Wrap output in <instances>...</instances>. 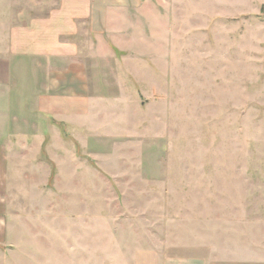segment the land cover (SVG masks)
I'll return each mask as SVG.
<instances>
[{
    "label": "rangeland",
    "instance_id": "rangeland-1",
    "mask_svg": "<svg viewBox=\"0 0 264 264\" xmlns=\"http://www.w3.org/2000/svg\"><path fill=\"white\" fill-rule=\"evenodd\" d=\"M59 1L0 0V264L264 258V0H141L66 54Z\"/></svg>",
    "mask_w": 264,
    "mask_h": 264
},
{
    "label": "crops",
    "instance_id": "crops-1",
    "mask_svg": "<svg viewBox=\"0 0 264 264\" xmlns=\"http://www.w3.org/2000/svg\"><path fill=\"white\" fill-rule=\"evenodd\" d=\"M141 0H60L59 3L50 4L54 6L49 12L58 13L62 19L61 26L54 25L56 22L47 21L45 31L51 36L63 37L65 42L58 48V54H66L72 51L70 45L83 36L87 42L93 37H102L108 25L110 12H118L128 7H138ZM64 13V14H62ZM70 13V14H68ZM68 18V19H67ZM58 20V19H55ZM45 26V25H43ZM111 26V25H110ZM66 27V29H63ZM82 32H79V30ZM85 29V31H83ZM81 33V34H79ZM59 39V38H56ZM59 43V42H58ZM65 44V45H64ZM78 49L75 47V53ZM1 230V226H0ZM157 264V263H156ZM158 264H264V258L256 256L243 257L241 255L218 251H211V254L202 257H191L185 260H167Z\"/></svg>",
    "mask_w": 264,
    "mask_h": 264
}]
</instances>
